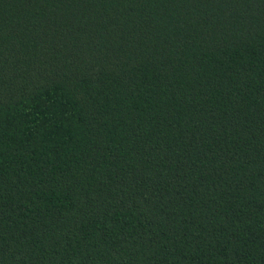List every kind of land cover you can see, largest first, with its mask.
I'll list each match as a JSON object with an SVG mask.
<instances>
[{
  "label": "trees",
  "instance_id": "16d2710c",
  "mask_svg": "<svg viewBox=\"0 0 264 264\" xmlns=\"http://www.w3.org/2000/svg\"><path fill=\"white\" fill-rule=\"evenodd\" d=\"M0 264H264V0H0Z\"/></svg>",
  "mask_w": 264,
  "mask_h": 264
}]
</instances>
